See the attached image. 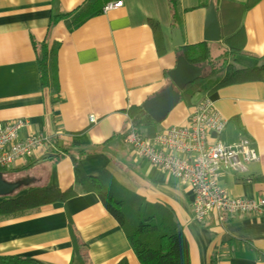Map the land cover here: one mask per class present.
Returning a JSON list of instances; mask_svg holds the SVG:
<instances>
[{
  "label": "crops",
  "instance_id": "1",
  "mask_svg": "<svg viewBox=\"0 0 264 264\" xmlns=\"http://www.w3.org/2000/svg\"><path fill=\"white\" fill-rule=\"evenodd\" d=\"M82 1L0 0V121L25 119L20 138L41 133L60 151L38 148L32 158H19L6 168L10 179L29 176V184L49 181L66 190L75 187V164L88 176L108 170L129 191L173 211L186 238L189 264H264V213L234 214L222 222L209 213L196 222L188 185L135 155L125 142L134 128L131 115L135 109L144 111L143 103L172 83L167 73L181 54L172 45L176 28L170 25L166 0H121V6L71 26L70 16L62 14ZM202 1L205 6L200 0H178L182 45L203 41L205 10L214 2ZM241 22L245 43L235 66L260 65L264 0L246 10ZM207 42L222 50L217 41ZM39 45L48 53L53 87L40 83ZM205 97L227 119L221 140L247 137L259 157L242 172L219 173V185L231 196H259L264 191L263 81L223 84L208 94H194L191 104L179 96L157 122L144 111L155 124L139 132L183 124L189 108ZM89 115L96 117L94 122ZM80 149L85 153L74 162L71 154ZM75 193L64 201L0 214V255L35 260L29 264H80L75 244L89 264H115L121 258L140 264L98 196L78 189Z\"/></svg>",
  "mask_w": 264,
  "mask_h": 264
},
{
  "label": "trees",
  "instance_id": "2",
  "mask_svg": "<svg viewBox=\"0 0 264 264\" xmlns=\"http://www.w3.org/2000/svg\"><path fill=\"white\" fill-rule=\"evenodd\" d=\"M112 0H83L77 7L62 17L70 16L71 26H76L89 17L102 12L104 4ZM260 0H212L219 23V45L222 50L216 54L214 60L210 59V47L207 41L179 46L178 51L188 63L205 64L207 68L204 75L185 85L179 91L180 101L191 104V98L196 93L208 94L218 86L231 82L247 80H261L264 82V63L254 66L236 67L229 57H235L243 51L245 43L244 28L241 22L246 10ZM170 14L172 28H180L178 0H166ZM200 5L206 3L200 0ZM61 15H56L58 18ZM54 17V18H55ZM156 27L155 21H149ZM37 65L40 83L42 86H52L50 65L47 51L37 47ZM214 62V63H213ZM134 129L140 131L145 127L151 130L155 122L144 113L142 109H135L131 115ZM147 133L146 136L153 135ZM85 151L80 149L71 154L74 162L83 156ZM3 178L10 179L6 169L0 168ZM75 187L78 190L95 193L105 210L118 222L126 239L140 264H189L188 246L183 229L176 220L173 211L164 205L147 202L140 195L129 191L113 178L108 170H103L95 176L84 175L78 164L74 165ZM59 190L49 181L42 184H29L20 186L19 190L8 196L0 197V214H12L21 210L37 206L64 201L76 194V188ZM25 190L23 194L19 192ZM75 243V242H74ZM74 254L79 258L80 264H89L86 257H81L74 244ZM35 260L15 255H0V264H29ZM115 264H127L125 258L119 259Z\"/></svg>",
  "mask_w": 264,
  "mask_h": 264
},
{
  "label": "built area",
  "instance_id": "3",
  "mask_svg": "<svg viewBox=\"0 0 264 264\" xmlns=\"http://www.w3.org/2000/svg\"><path fill=\"white\" fill-rule=\"evenodd\" d=\"M121 4V0L108 1L102 11ZM189 109L183 124L167 127L151 136L131 128L124 137L125 142L135 155L188 185L196 222H202L209 213L220 222L234 214H263L264 191L257 197H236L219 185V173L242 172L249 162L259 158L250 139L243 137L232 143L221 140L219 133L227 119L207 97ZM95 119L94 115L88 116L90 122ZM25 124L22 118L0 121V168L6 169L19 158H32L38 148L60 153L53 140L41 133L20 138L19 130Z\"/></svg>",
  "mask_w": 264,
  "mask_h": 264
},
{
  "label": "water",
  "instance_id": "4",
  "mask_svg": "<svg viewBox=\"0 0 264 264\" xmlns=\"http://www.w3.org/2000/svg\"><path fill=\"white\" fill-rule=\"evenodd\" d=\"M204 16L203 41H219V23L212 3H209L206 7ZM172 43L173 46L182 45L180 31L177 28L172 33ZM203 68H205L204 64L188 63L182 54L177 55L173 69L167 73L172 83L146 100L142 105L144 111L154 121L161 120L169 109L176 105L179 99V91L188 83L203 76ZM30 182H32V178L29 176L8 180L3 178L0 172V197L13 194L19 190L20 186H27Z\"/></svg>",
  "mask_w": 264,
  "mask_h": 264
},
{
  "label": "rangeland",
  "instance_id": "5",
  "mask_svg": "<svg viewBox=\"0 0 264 264\" xmlns=\"http://www.w3.org/2000/svg\"><path fill=\"white\" fill-rule=\"evenodd\" d=\"M218 45H219V44H218ZM221 46H222V45H221ZM221 46H218V47L221 48ZM210 50H211V51H210V59L215 61L214 58L216 57V54L220 53L221 50H220V52H217L215 46L211 47ZM235 57H236V56H235ZM235 57H229V60H230L231 63H234V64H235V62H236L235 59H234ZM213 63H214V62H213Z\"/></svg>",
  "mask_w": 264,
  "mask_h": 264
}]
</instances>
